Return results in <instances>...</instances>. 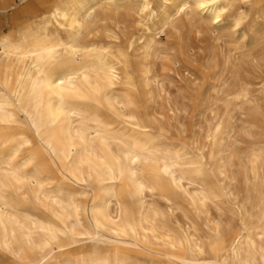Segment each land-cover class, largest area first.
Here are the masks:
<instances>
[{
	"label": "bare ground",
	"instance_id": "6f19581e",
	"mask_svg": "<svg viewBox=\"0 0 264 264\" xmlns=\"http://www.w3.org/2000/svg\"><path fill=\"white\" fill-rule=\"evenodd\" d=\"M263 1L216 0L228 6L218 15L235 14L217 24L199 8L209 0H0L6 264H264V191L256 183L264 147L251 151L240 199L228 170L234 158H224L228 113L197 145L169 139L151 104L154 60L170 35L195 18L213 34H237L245 10ZM235 21L239 28L229 26ZM261 26L254 42L264 37ZM226 95L260 115L248 84ZM207 160L216 164V190L192 168ZM211 205H220L224 223L210 218Z\"/></svg>",
	"mask_w": 264,
	"mask_h": 264
},
{
	"label": "rangeland",
	"instance_id": "374dc122",
	"mask_svg": "<svg viewBox=\"0 0 264 264\" xmlns=\"http://www.w3.org/2000/svg\"><path fill=\"white\" fill-rule=\"evenodd\" d=\"M263 9L264 1L254 9H246L247 19L237 34H234L231 29L213 34L214 29L207 22H200L198 18H195L191 23L183 24L177 33L170 35L165 42L166 53L159 55L153 64L158 85L153 90L155 97L151 104L156 113L154 117L157 125L164 129L169 139L204 145L207 129L222 118L225 120L227 113L231 117L230 133L224 141L226 150L224 158L225 160L234 158L228 170L229 175L236 179V182L232 184V190L240 199L246 190L243 174L247 175V180L251 182L248 173L251 151L254 148L264 147V37L254 42L255 34L261 30V25L264 23V17L259 18ZM242 42L245 44L243 45ZM185 50L187 53H184ZM234 52L238 53L237 56ZM240 82L248 84L250 99L254 101V106L260 114L257 118H253L247 110L235 108L232 98L226 95L232 92L234 86ZM234 118H238L239 121ZM243 147L244 150H242ZM215 166L214 161L208 160L203 165L192 166L193 169H198L199 179L214 190L217 189L215 174L212 171ZM256 183L264 191V162L263 165L258 166ZM157 202L162 210H168L162 202ZM217 206L221 208L220 205ZM217 206H209L208 214L214 222L224 223L226 217L218 212ZM173 214L181 224L185 223L180 211H174ZM144 261L145 263H141ZM0 263H10V257L0 252ZM139 263L147 264L149 259H142Z\"/></svg>",
	"mask_w": 264,
	"mask_h": 264
},
{
	"label": "snow or ice",
	"instance_id": "6c2138e0",
	"mask_svg": "<svg viewBox=\"0 0 264 264\" xmlns=\"http://www.w3.org/2000/svg\"><path fill=\"white\" fill-rule=\"evenodd\" d=\"M227 7H228L227 5L218 4L216 2V0H209V2L207 4H205V3L199 4V8L204 13L205 18L206 19H213L214 18L217 24L221 23L223 19H227L229 14L235 15L234 13H231L230 9L228 12H225L224 17H221L220 15L217 14L219 9H225ZM55 14H58V13H55ZM241 15H242V13H241ZM229 26L230 27L235 26L236 28H239L240 27V21H235L234 25H229ZM8 251L12 252L11 248H8ZM12 255L18 257L19 253L12 252Z\"/></svg>",
	"mask_w": 264,
	"mask_h": 264
}]
</instances>
